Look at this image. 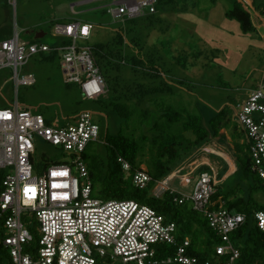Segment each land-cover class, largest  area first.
Here are the masks:
<instances>
[{
  "label": "built area",
  "instance_id": "obj_1",
  "mask_svg": "<svg viewBox=\"0 0 264 264\" xmlns=\"http://www.w3.org/2000/svg\"><path fill=\"white\" fill-rule=\"evenodd\" d=\"M6 1L16 8L17 0ZM113 1L117 9L110 12L122 22L158 12L157 0ZM94 29V25L81 22L56 25L55 35L73 43L54 51L47 45L23 42L15 30L11 38L0 42V71H13L18 93L21 86L37 82L33 74L23 73L30 58L61 52L69 80L81 86L88 100L97 101L107 94L105 78L92 47H78L79 42L90 40ZM236 120L248 140L252 171L264 181V84L238 105ZM36 136L77 159L34 175ZM100 136L101 128L90 113L82 114L74 125L56 128L44 116L20 110L18 103L0 109V170L8 171L0 195V220L7 231L3 244L13 264H99L98 259L109 264H238L241 252L231 235L245 224L246 215L227 209L209 211L217 192V176L201 173L192 195L180 194L172 191L169 183L187 170L182 167L152 190L156 198L167 192L177 194L175 202L191 204L220 237L222 243L215 248L214 257L201 259L190 254V238L183 237L178 225L154 208L132 200L93 197L84 154ZM119 163L127 175L132 174L131 164L123 158ZM197 173L195 168L182 175V187H191ZM132 178L137 188H147L153 182L144 169ZM255 219L264 234V211L257 212ZM32 224L39 227L37 246Z\"/></svg>",
  "mask_w": 264,
  "mask_h": 264
},
{
  "label": "rangeland",
  "instance_id": "obj_2",
  "mask_svg": "<svg viewBox=\"0 0 264 264\" xmlns=\"http://www.w3.org/2000/svg\"><path fill=\"white\" fill-rule=\"evenodd\" d=\"M157 1L156 15L126 23L111 14L110 10L117 9L113 0H17L16 8L6 0H0L1 34L18 30L23 42L47 45L53 51L63 46L65 40L55 35L56 23L75 20L94 25L95 31L90 40L79 42L78 47L90 46L98 51L96 58L107 86V94L100 100H88L81 86L71 82L66 75L63 53L38 54L30 58L23 72L36 77L34 86H21L17 93L13 71H0V109L18 103L20 110L42 115L56 128L74 125L82 114L90 113L100 128L106 129L107 118L103 106L108 99L126 96L135 104L138 102L139 88L146 87L166 91L162 94L150 93L145 98L146 104L141 107L151 112L154 121L161 115L158 104L163 101L184 105L191 112L205 108L219 113L228 108L235 119L238 105L264 84V0ZM235 2H241L252 13L257 28L255 33L245 35L237 21L226 17ZM37 32L45 33L46 37L37 40ZM119 33H124L128 44L133 37H140V46H133L132 49L130 45L128 50L122 48ZM1 40L3 37L0 35ZM68 43L73 42L69 40ZM118 50L122 51L123 58L127 50V65L117 58L110 61L112 52L117 53ZM140 50L139 68L131 64L130 56ZM228 134L232 138L231 132L228 131ZM189 136L194 138L191 134ZM217 141L227 147L231 145L228 140ZM93 144L96 145V152L104 158L106 146L102 139ZM35 147L36 176L53 165L70 164L77 159L39 136L35 138ZM196 159L193 156L180 166L173 164V174L182 167L188 171L180 172L169 183L172 191L192 195L201 173L194 175L193 185L189 188L182 187L181 176L192 170ZM143 169L146 170V166ZM77 176L80 178V175ZM250 182L253 185V181ZM236 185L237 179L233 177L221 191L226 194ZM254 199L257 205L264 206V193L256 194ZM1 223L0 243L4 239L1 231L7 232ZM32 232L37 246L39 227L32 224ZM3 259L4 264H13L11 258ZM98 260L99 264H109Z\"/></svg>",
  "mask_w": 264,
  "mask_h": 264
},
{
  "label": "trees",
  "instance_id": "obj_3",
  "mask_svg": "<svg viewBox=\"0 0 264 264\" xmlns=\"http://www.w3.org/2000/svg\"><path fill=\"white\" fill-rule=\"evenodd\" d=\"M226 17L231 21H237L245 35L257 31L252 13L241 2H235L233 9L226 14ZM136 20L138 19L127 20L126 23H134ZM2 32L3 29H0V35L3 37L0 42L13 35V31L5 35L1 34ZM119 40L122 48L125 47L127 50L130 45L139 47L141 44L138 36L133 37L128 44L124 33H119ZM67 45L72 44L64 42L61 47ZM92 49L96 58L98 51L93 47ZM127 50L124 58L122 51L112 52L113 57H109L110 61L113 62L114 58H117L127 65ZM57 53L54 52V54ZM140 54L141 50L130 56L134 67H141ZM96 62L100 68L97 58ZM163 92H166L163 88L159 90L139 88L138 102L135 104H132L133 100H129L126 96L110 97V92H108L110 98L108 97V103L103 106L106 111L107 127L106 129L101 128L100 136L106 146L105 157L103 158L96 152L95 144H91L84 154V161L93 182V197L104 201L132 200L154 208L175 222L183 237L190 238L192 256L211 259L214 257L215 248L222 243V240L211 229L205 216L195 211L191 204H177L175 202L177 194L167 192L162 198H156L152 196V190L157 182L164 181L173 174V164L180 166L183 162L189 161L195 153L215 140H227L222 132L229 131L233 142L240 141L234 143L233 149L237 170L225 181V184L217 187L209 211L227 209L246 215L245 224L231 235L232 243L241 252L238 264H264V234L259 230L255 219V214L264 211V206L257 205L254 199L256 194L264 193V181L252 171L248 140L236 118L234 119V113L228 108L219 113L205 108L191 112L184 105H174L170 101H163L158 104L161 108V115L154 121L151 119V112L147 109L142 110L141 107L146 104L147 95ZM11 107L12 105H7L4 109ZM190 134L194 138L189 136ZM242 140H244L243 143ZM120 158L131 164V175L124 172L119 163ZM143 166H146V171L152 177L153 182L147 188H137L133 183L132 175L142 170ZM208 169L204 167L200 173H208ZM7 174V170H0V195L4 191L3 183ZM233 177L237 179L236 187L224 194L221 188ZM251 180L253 185L250 184ZM1 237L6 238L7 232L1 231ZM3 257L10 258V251L2 241L0 243V264H4Z\"/></svg>",
  "mask_w": 264,
  "mask_h": 264
},
{
  "label": "crops",
  "instance_id": "obj_4",
  "mask_svg": "<svg viewBox=\"0 0 264 264\" xmlns=\"http://www.w3.org/2000/svg\"><path fill=\"white\" fill-rule=\"evenodd\" d=\"M95 1L96 0H94V2ZM73 13L76 14V11L74 10ZM75 22H79V21L74 20V21H69L68 23L58 22L54 25V28L56 25H59V24L69 25ZM94 31L95 29L93 30V32ZM28 34H30V32H28ZM37 35L43 36V38L46 37V34L43 32H37L36 37ZM64 39H65L64 42H68L70 40L67 38H64ZM223 135L226 136V139L231 143L230 147L229 146L227 147V145L225 144L223 145L217 140H215L212 143H210L208 146H206L205 148H203L202 150L194 154L195 159L197 157L198 159H196V162H194L192 165V169L196 168L198 169V172H200V170H202V168L204 167L209 168L208 173H211L217 176L218 186L222 185V183L225 182L230 176H232L237 170V164L234 158L235 154L233 150L234 149L233 140L229 136L228 132H224ZM211 156L214 158H212ZM234 169H235V172H234Z\"/></svg>",
  "mask_w": 264,
  "mask_h": 264
},
{
  "label": "water",
  "instance_id": "obj_5",
  "mask_svg": "<svg viewBox=\"0 0 264 264\" xmlns=\"http://www.w3.org/2000/svg\"><path fill=\"white\" fill-rule=\"evenodd\" d=\"M43 38V36H38L37 35V37H36V39L38 40V39H42Z\"/></svg>",
  "mask_w": 264,
  "mask_h": 264
},
{
  "label": "bare ground",
  "instance_id": "obj_6",
  "mask_svg": "<svg viewBox=\"0 0 264 264\" xmlns=\"http://www.w3.org/2000/svg\"><path fill=\"white\" fill-rule=\"evenodd\" d=\"M191 169V168H190Z\"/></svg>",
  "mask_w": 264,
  "mask_h": 264
}]
</instances>
